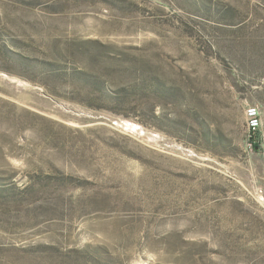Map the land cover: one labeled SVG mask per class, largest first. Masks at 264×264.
Returning a JSON list of instances; mask_svg holds the SVG:
<instances>
[{"label": "rangeland", "instance_id": "1", "mask_svg": "<svg viewBox=\"0 0 264 264\" xmlns=\"http://www.w3.org/2000/svg\"><path fill=\"white\" fill-rule=\"evenodd\" d=\"M0 264H264V0H0Z\"/></svg>", "mask_w": 264, "mask_h": 264}, {"label": "built area", "instance_id": "2", "mask_svg": "<svg viewBox=\"0 0 264 264\" xmlns=\"http://www.w3.org/2000/svg\"><path fill=\"white\" fill-rule=\"evenodd\" d=\"M248 131L250 135H256L262 127L261 112L257 107L250 106L246 112Z\"/></svg>", "mask_w": 264, "mask_h": 264}, {"label": "trees", "instance_id": "3", "mask_svg": "<svg viewBox=\"0 0 264 264\" xmlns=\"http://www.w3.org/2000/svg\"><path fill=\"white\" fill-rule=\"evenodd\" d=\"M256 136H258V135L256 134V135H254L253 137H256Z\"/></svg>", "mask_w": 264, "mask_h": 264}]
</instances>
